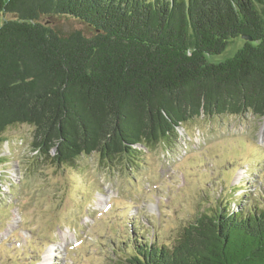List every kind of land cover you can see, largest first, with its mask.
Returning a JSON list of instances; mask_svg holds the SVG:
<instances>
[{
	"label": "trees",
	"instance_id": "16d2710c",
	"mask_svg": "<svg viewBox=\"0 0 264 264\" xmlns=\"http://www.w3.org/2000/svg\"><path fill=\"white\" fill-rule=\"evenodd\" d=\"M0 15L14 17L0 27V144L30 125L43 162L98 154L129 171L192 121L264 119V0H0ZM236 37L249 39L233 58L207 61ZM253 203L213 207L172 245L130 236L114 264H264V202Z\"/></svg>",
	"mask_w": 264,
	"mask_h": 264
},
{
	"label": "rangeland",
	"instance_id": "374dc122",
	"mask_svg": "<svg viewBox=\"0 0 264 264\" xmlns=\"http://www.w3.org/2000/svg\"><path fill=\"white\" fill-rule=\"evenodd\" d=\"M13 18L0 15V27ZM42 22L93 34L73 18ZM247 42L233 38L207 61L226 62ZM33 133L17 125L1 136L0 264H114L130 236L172 245L213 207L264 202V119L252 114L192 121L174 145L145 151L129 171L98 154L61 166L43 162L31 150Z\"/></svg>",
	"mask_w": 264,
	"mask_h": 264
},
{
	"label": "water",
	"instance_id": "95a60500",
	"mask_svg": "<svg viewBox=\"0 0 264 264\" xmlns=\"http://www.w3.org/2000/svg\"><path fill=\"white\" fill-rule=\"evenodd\" d=\"M246 40H248L249 38H247V37H244Z\"/></svg>",
	"mask_w": 264,
	"mask_h": 264
},
{
	"label": "bare ground",
	"instance_id": "6f19581e",
	"mask_svg": "<svg viewBox=\"0 0 264 264\" xmlns=\"http://www.w3.org/2000/svg\"><path fill=\"white\" fill-rule=\"evenodd\" d=\"M46 263V262H45ZM43 264H44V262H43ZM47 264V263H46Z\"/></svg>",
	"mask_w": 264,
	"mask_h": 264
}]
</instances>
